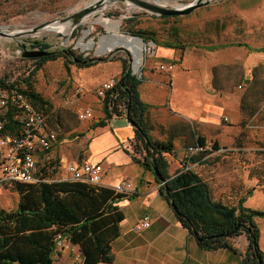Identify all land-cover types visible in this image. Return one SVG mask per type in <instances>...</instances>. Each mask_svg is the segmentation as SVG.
Wrapping results in <instances>:
<instances>
[{
    "label": "crops",
    "instance_id": "1",
    "mask_svg": "<svg viewBox=\"0 0 264 264\" xmlns=\"http://www.w3.org/2000/svg\"><path fill=\"white\" fill-rule=\"evenodd\" d=\"M261 5L262 1L256 5L242 6L238 0L236 10L241 13V10ZM219 20L221 16L218 14L211 17L214 30L219 28L218 25L222 28ZM250 43L237 40L208 45L200 42L190 45L182 43L187 45L182 50L155 42L153 56L160 61L152 63L146 59L143 68L147 69L141 78L139 94L149 105L147 117L153 140L174 138V156L167 155L170 176L173 177L182 169L180 156L182 153L183 157L187 156L186 147L195 144L202 136L206 144L209 141L217 143L219 150L207 145L208 153L202 158L206 163H191L189 167L211 186L214 199L225 205L237 206L242 198H246L244 207L264 210L261 207L264 203V165L258 169L256 186L255 182H251L250 165H245V155L240 156L238 148L231 149L234 142L238 141L240 126L245 124L247 118L242 110L245 92L238 90L244 86L237 82V77L241 76L243 68V78L249 86L248 81L254 77V71L264 63L262 58L250 57L252 51L264 52V43ZM115 61L121 63L120 60ZM113 63L116 62L109 64ZM155 63H172L174 68L160 71ZM99 64L80 69L96 66L101 69L104 64ZM122 71L121 63V69L104 81L92 82L90 76L86 78L85 72L80 77L83 84L94 86L111 79L119 80ZM233 72H236L235 79ZM101 117L87 139L84 159L72 163L102 165V187L106 189L112 190L125 179L133 184V193L123 195L124 198L115 203L125 218L120 224L121 234L112 242V264H242L249 247L248 236L244 233L232 240L235 250L201 249L194 235L178 221L175 211L160 190L162 184L153 173L154 170L146 169L135 159L141 156L131 143L136 133L126 116H114L106 120L103 126L99 122L104 120L105 115ZM64 141L58 137L50 152L38 155V175L48 174L47 168L52 158L61 155ZM238 157L242 158V162ZM56 173L54 171V175ZM146 217L150 218L151 225L139 229L140 221ZM256 224L261 232L259 244L264 251V218H257Z\"/></svg>",
    "mask_w": 264,
    "mask_h": 264
},
{
    "label": "trees",
    "instance_id": "2",
    "mask_svg": "<svg viewBox=\"0 0 264 264\" xmlns=\"http://www.w3.org/2000/svg\"><path fill=\"white\" fill-rule=\"evenodd\" d=\"M135 35L146 42H157L153 37H147L145 32L137 31ZM165 45L182 50L187 46L182 43L173 45L172 42ZM43 48L48 50L50 46L43 43ZM69 51L76 54L72 48ZM58 58L69 59L67 55L57 51L50 56L34 59L37 61L35 68L25 77L14 81L9 75L0 77V90L21 93L46 115L50 111L49 103L34 90L32 79L43 66ZM77 58L80 61L86 59L83 55ZM101 60L103 59H94L85 64L74 63L80 67H89L97 65ZM115 60L121 61L123 71L117 85L106 92L103 98L105 118L99 125H105L106 120L114 116H129L136 133L131 143L135 152L141 156L140 159H135L146 169L156 168L166 180V184L160 188L161 192L175 211L178 221L194 235L201 249L235 250L232 240L245 233L249 247L242 264H264V251L259 244L261 232L256 224L257 218H264V210L244 207L246 198H242L237 206L218 202L212 195L211 186L195 170H187L191 163H206L202 158L208 150L206 139L202 136H199L195 144L186 147V153L189 148L198 146L204 150L193 156L187 154L182 169L173 177L169 175L167 155L174 153V138L153 140L152 127L147 117L149 105L139 94L142 80L133 75L128 60ZM257 71L258 68L255 73ZM248 82L250 85L242 97V110L246 115L253 116L259 110V102L251 103L250 100L256 96V78ZM4 120L5 133L12 136L21 133V124L15 120L13 110L6 113ZM213 149L219 150L217 143H213ZM40 177L42 180L51 178L48 175ZM12 184L20 199L15 210L0 209V264H54L58 235L79 246L85 264H112V242L121 234L120 224L125 218L115 203L123 199V195L84 182L49 180L37 184Z\"/></svg>",
    "mask_w": 264,
    "mask_h": 264
},
{
    "label": "rangeland",
    "instance_id": "3",
    "mask_svg": "<svg viewBox=\"0 0 264 264\" xmlns=\"http://www.w3.org/2000/svg\"><path fill=\"white\" fill-rule=\"evenodd\" d=\"M93 1L95 0H0V28L6 32L31 29L43 23L66 18ZM151 1L174 8L186 7L194 2V0ZM260 1H262L261 7H250L239 13L240 11L236 10L238 0H211L208 7L199 8L191 14L173 17L157 16L140 7H133L128 1L116 0L109 2L103 10L88 17L86 19L88 22L76 27L70 38H58L57 33H48L45 30L30 39L13 40L0 36V77L9 75L12 81L27 76L35 68L37 62L34 59L22 57L24 49L21 44L23 42L27 44L29 50L33 49V45L29 42L38 41L39 44L45 42L50 46V49L45 51L57 52L72 48L76 51V56L83 55L86 59H103L100 61L101 65L104 64L101 69L99 66L80 69L81 67L72 60L58 58L43 66L32 79L34 90L49 103L50 111L46 114L49 129L57 132L61 141L65 140L61 145L63 149L61 155L52 158L50 166L47 168V175L51 177L49 180H69L71 176L66 167L73 161L82 162L85 153H87V139L95 124L101 120L102 114L105 115L102 110L103 98L98 94L103 84L94 86L83 84L80 75L85 72L86 78L90 76L89 79L92 82H101L109 78L110 74H116L121 69V63L115 59L128 60L132 68L135 64L132 62V58L135 57L134 52L125 47L119 46L111 52L98 53L103 37L115 33V30L106 27V25L95 22L98 18H107L111 21L121 20V34L141 40V37L135 35V32H145L147 37H153L159 44L172 42L173 45L178 43L190 45L200 42L208 45L237 40L259 45V43H264V0H240L242 6L256 5ZM217 14L221 16L219 23L222 24V28L218 25L219 28L214 30L211 17ZM131 19L135 21L131 22ZM82 40L85 43L93 41L94 44L96 43L95 47L84 50L78 46ZM152 42L154 41L143 42L145 45L144 63L139 69L140 72L144 73V70L147 69V67L143 68L146 59L152 63L160 61L146 50L147 45ZM251 56L253 59H264V52L252 51ZM149 57L151 58L149 59ZM113 61L116 63L109 64ZM156 63L155 67L160 71L162 65H169V63L156 65ZM242 63L241 61V65H243ZM232 74L235 79L236 72ZM243 75L244 70L241 68V76L237 77V82L244 86L242 89L238 88L244 93L249 86L244 81L246 79L243 78ZM252 78H256L254 93L256 96L250 100L251 103L259 102L257 103L259 110L253 116H246L245 124L240 126L241 134L238 141L234 142L231 149L238 148L239 155H245V165L248 163L250 165L251 182H255L257 186L258 169L264 165V63L256 73L254 71ZM87 113H91L92 116L86 117ZM207 145L213 149V142L209 141ZM183 156L182 153L180 156L182 165L186 161ZM237 159L242 162L241 157ZM54 171L57 172L55 175ZM40 172L43 174V171ZM161 184L163 187L164 184ZM12 185L8 182L0 189V209L12 211L17 208L20 197ZM261 207H264V203L261 204ZM73 246L67 244L63 249H57L54 254V264H74L81 251L78 246Z\"/></svg>",
    "mask_w": 264,
    "mask_h": 264
},
{
    "label": "built area",
    "instance_id": "4",
    "mask_svg": "<svg viewBox=\"0 0 264 264\" xmlns=\"http://www.w3.org/2000/svg\"><path fill=\"white\" fill-rule=\"evenodd\" d=\"M146 50L149 54H154V42L149 43ZM173 68L174 65L169 63V65H162L161 71H171ZM139 69L140 67L136 69L134 64L132 68L133 75L141 79L143 72H140ZM117 83L118 80L116 79L105 82L103 87L98 91L99 96L104 98L106 92L113 90ZM10 109L15 112V120L21 124L22 130L19 135L12 136L4 132V119ZM3 111L6 112L3 113ZM85 116L92 115L91 113H87ZM47 120V116L34 107L21 93L11 90H0V189L8 182L37 184L49 181L42 180L40 174L29 175L27 173L28 166L39 167L38 155L50 152L58 140V133L48 129ZM201 150L203 151L204 149L200 146L189 148L187 154L193 156ZM66 170L71 176L68 181L84 182L91 186H103L104 168L100 164H90L88 162L83 164L70 163L66 167ZM132 186L133 184L125 179L119 185L113 187L112 190L117 194L129 195L133 193ZM150 225V218L146 217L140 221L139 229L148 228ZM56 242L57 249H63L67 244L73 246L71 241L66 240L62 235L56 237ZM74 264H85V259L81 252ZM98 264L109 263L100 262Z\"/></svg>",
    "mask_w": 264,
    "mask_h": 264
},
{
    "label": "water",
    "instance_id": "5",
    "mask_svg": "<svg viewBox=\"0 0 264 264\" xmlns=\"http://www.w3.org/2000/svg\"><path fill=\"white\" fill-rule=\"evenodd\" d=\"M114 1L116 0H95L89 5H87L85 8L80 9L78 11L77 10L74 11L71 15L67 16L66 18H63V19L59 18L50 23H43L31 29H23V30H19L15 32L13 31L6 32L4 31L3 28H0V36L4 38H12L13 40L27 39V38L30 39L31 37H35V35H37L40 31L46 30V28L50 24L59 23V22L61 24H66V23L69 24V29L73 31L76 27H78L79 25H82L88 17L98 13L100 10H103L105 5H107L109 2H114ZM120 1H128L133 7L134 6L140 7L143 10H146L147 12H150L157 16H173V17L191 14L192 12H194L195 10L199 8H202L204 6L208 7L211 2V0H194L192 5H188L186 7L174 8L168 5H160L157 2L151 1V0H120ZM48 33H55V32H48ZM71 34L69 37H67V36L61 35L60 33H57V37L58 38H70ZM141 41L144 42L143 39H141ZM29 43H31L33 46L39 44L38 41H33V42L30 41ZM42 43H45V42H42ZM21 47L24 49L22 57L28 58V59H37L43 56L47 57V56H50L52 53H54L52 51H45V49L29 50V48H27V44L24 42L21 44ZM121 47H124V46H121ZM59 52L67 55L70 60L76 63L81 62L85 64L91 60H94L90 58V59H85V60L80 61L77 58L76 54L72 53L69 50L63 49L62 51L59 50ZM135 58L136 56L132 58L133 63L135 62ZM129 67L132 68L130 64H129ZM126 118L129 120V123H130L131 121L127 114H126ZM130 124L132 125V123ZM153 170H154L153 173L155 174L157 179L165 185L166 180L161 177V175L159 174L156 168L153 167ZM165 190L167 191L166 187H165Z\"/></svg>",
    "mask_w": 264,
    "mask_h": 264
},
{
    "label": "bare ground",
    "instance_id": "6",
    "mask_svg": "<svg viewBox=\"0 0 264 264\" xmlns=\"http://www.w3.org/2000/svg\"><path fill=\"white\" fill-rule=\"evenodd\" d=\"M161 3V2H160ZM183 7V6H180ZM88 21L85 20L84 25ZM95 22L102 23L106 25V27L115 30V33L112 35H106L103 37L101 42V47L98 53L101 52H111L113 49L119 46H124L128 50H131L134 52L136 58H135V67L138 69L142 66L143 59H144V44L143 42L138 38H131L130 36H125L124 34L120 33V26L122 24V21H111L107 18H98ZM46 32H55L60 33L61 35L69 37L72 33L71 29H69V24H61L54 23L50 24L46 30ZM84 34V33H83ZM87 34V32H85ZM84 36V35H83ZM96 44V43H95ZM93 41H89L87 43L84 42V40L79 42V46H81L83 49L92 48L94 45ZM95 47V46H94ZM38 168L35 166H28L27 173L29 175H38Z\"/></svg>",
    "mask_w": 264,
    "mask_h": 264
},
{
    "label": "flooded vegetation",
    "instance_id": "7",
    "mask_svg": "<svg viewBox=\"0 0 264 264\" xmlns=\"http://www.w3.org/2000/svg\"><path fill=\"white\" fill-rule=\"evenodd\" d=\"M33 49L32 50H35V49H44L43 48V44H38V45H35L32 47ZM38 59V58H37Z\"/></svg>",
    "mask_w": 264,
    "mask_h": 264
}]
</instances>
